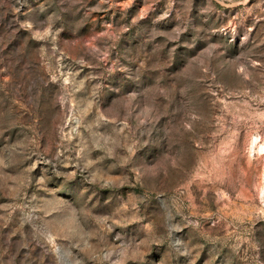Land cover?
<instances>
[{
	"label": "rangeland",
	"instance_id": "374dc122",
	"mask_svg": "<svg viewBox=\"0 0 264 264\" xmlns=\"http://www.w3.org/2000/svg\"><path fill=\"white\" fill-rule=\"evenodd\" d=\"M0 264H264V0H0Z\"/></svg>",
	"mask_w": 264,
	"mask_h": 264
}]
</instances>
